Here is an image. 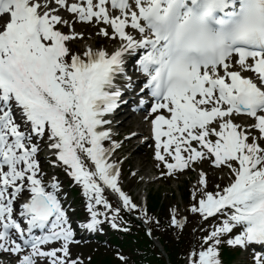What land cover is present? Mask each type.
<instances>
[{
	"label": "snow or ice",
	"instance_id": "1",
	"mask_svg": "<svg viewBox=\"0 0 264 264\" xmlns=\"http://www.w3.org/2000/svg\"><path fill=\"white\" fill-rule=\"evenodd\" d=\"M78 22L104 40L74 47ZM122 106L150 109L156 175L124 174ZM61 172L81 227L134 217L157 245L133 184L187 177L166 211L180 235L198 217L185 264H225V243L264 264V0H0V264H84Z\"/></svg>",
	"mask_w": 264,
	"mask_h": 264
},
{
	"label": "rangeland",
	"instance_id": "2",
	"mask_svg": "<svg viewBox=\"0 0 264 264\" xmlns=\"http://www.w3.org/2000/svg\"><path fill=\"white\" fill-rule=\"evenodd\" d=\"M79 29V28H78ZM135 127H137L136 125H133L130 129H133V128H135ZM141 162H137V161H134V162H131V163H129V164H131L132 166H134V167H138V168H141L143 171H141L140 173H142V174H145V175H147V174H150V173H155L156 172V169H155V167H153V165H149L148 163H147V158L145 157V155H143L142 157H141ZM145 166V168H143ZM218 175V174H217ZM183 178L184 177H182L181 178V180H183ZM132 181H135V179H133ZM169 181H160V182H158V183H155L156 185H160V186H163V185H165V188L166 189H168V188H174V189H176L177 188V185L178 184H181L182 182L181 181H179V182H176V181H171V183H168ZM73 248H74V246H73Z\"/></svg>",
	"mask_w": 264,
	"mask_h": 264
},
{
	"label": "trees",
	"instance_id": "3",
	"mask_svg": "<svg viewBox=\"0 0 264 264\" xmlns=\"http://www.w3.org/2000/svg\"><path fill=\"white\" fill-rule=\"evenodd\" d=\"M144 237H146V236L144 235ZM146 238H147V237H146ZM146 240H147V239H146ZM162 241H163V242L165 243V245H166L168 248H170V249H176L177 244L179 243L178 241H174L172 237H169V236H167V235H166V237H164V238L162 239ZM139 245H140V246L146 245L145 240H144V239H140V240H139ZM147 246H148V247H153V245H152L151 243H149ZM154 258H155V263H156V264H167L166 261H165L164 259H159V258H157L155 255H154ZM172 260H174V259H172ZM152 261H153V260H150V263H151V264H152Z\"/></svg>",
	"mask_w": 264,
	"mask_h": 264
},
{
	"label": "bare ground",
	"instance_id": "4",
	"mask_svg": "<svg viewBox=\"0 0 264 264\" xmlns=\"http://www.w3.org/2000/svg\"><path fill=\"white\" fill-rule=\"evenodd\" d=\"M128 121H130L129 119H128ZM125 129H126V127H125ZM123 131H125V130H123ZM141 149V146H139L138 147V151ZM137 158H140V155L139 156H134V158L133 159H137ZM145 168V167H144ZM89 230V229H88Z\"/></svg>",
	"mask_w": 264,
	"mask_h": 264
}]
</instances>
